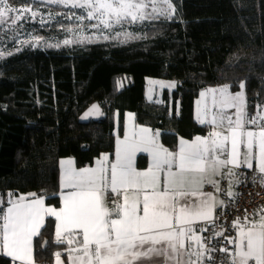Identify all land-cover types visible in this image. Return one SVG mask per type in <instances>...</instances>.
Here are the masks:
<instances>
[{"label":"trees","instance_id":"trees-1","mask_svg":"<svg viewBox=\"0 0 264 264\" xmlns=\"http://www.w3.org/2000/svg\"><path fill=\"white\" fill-rule=\"evenodd\" d=\"M171 2L174 17L150 7L146 19L120 24L106 41L47 50L23 45L0 57L2 200L42 196L58 207L59 160L71 157L83 167L111 153L127 111L174 150L180 138L207 131L193 115L202 88L243 86L248 114L264 106V0ZM147 77L175 84L163 90L160 101L147 100ZM94 101L104 115L79 123V114ZM136 165L145 167L147 157L139 154ZM54 233L55 219L47 216L33 238L35 264H52L54 254L66 248ZM0 264L12 261L0 253Z\"/></svg>","mask_w":264,"mask_h":264},{"label":"crops","instance_id":"crops-1","mask_svg":"<svg viewBox=\"0 0 264 264\" xmlns=\"http://www.w3.org/2000/svg\"><path fill=\"white\" fill-rule=\"evenodd\" d=\"M193 115L207 131L180 138L170 150L158 131L125 112L111 153L83 167L71 157L59 160L58 207L42 196L0 195V253L12 264H35L33 238L51 216L55 240L67 245L52 264H204L195 224L224 204L220 182L233 198L239 170L254 169L264 179V106L248 114L243 86H207ZM139 154L147 157L145 167L136 165ZM236 225L235 242L243 230L264 235V207Z\"/></svg>","mask_w":264,"mask_h":264},{"label":"rangeland","instance_id":"rangeland-1","mask_svg":"<svg viewBox=\"0 0 264 264\" xmlns=\"http://www.w3.org/2000/svg\"><path fill=\"white\" fill-rule=\"evenodd\" d=\"M31 0L16 5L0 0V57L23 45L58 49L73 44L101 42L113 37L120 24L146 19L150 7L174 17L171 0ZM168 79L147 77L145 97L161 100ZM251 218V217H246ZM236 264H264V235L257 229L243 230L234 241Z\"/></svg>","mask_w":264,"mask_h":264},{"label":"built area","instance_id":"built-area-1","mask_svg":"<svg viewBox=\"0 0 264 264\" xmlns=\"http://www.w3.org/2000/svg\"><path fill=\"white\" fill-rule=\"evenodd\" d=\"M241 172L236 195L233 198L226 196V181L223 179L218 187L224 198L223 207L211 220L195 224L201 234V250L206 257L205 264H234V220L250 216L259 206L264 205V181L261 175L253 169ZM207 189L213 188L208 186Z\"/></svg>","mask_w":264,"mask_h":264},{"label":"water","instance_id":"water-1","mask_svg":"<svg viewBox=\"0 0 264 264\" xmlns=\"http://www.w3.org/2000/svg\"><path fill=\"white\" fill-rule=\"evenodd\" d=\"M102 113V107L96 101H94L79 114L78 122L87 124L90 121H96L100 118ZM44 243L45 240H43L42 244L44 245Z\"/></svg>","mask_w":264,"mask_h":264}]
</instances>
